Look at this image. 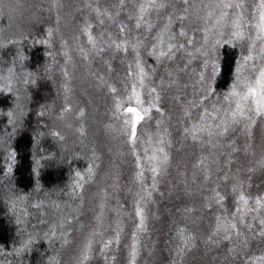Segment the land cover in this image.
Segmentation results:
<instances>
[{
  "label": "trees",
  "instance_id": "16d2710c",
  "mask_svg": "<svg viewBox=\"0 0 264 264\" xmlns=\"http://www.w3.org/2000/svg\"><path fill=\"white\" fill-rule=\"evenodd\" d=\"M262 72L264 0H0V264H264Z\"/></svg>",
  "mask_w": 264,
  "mask_h": 264
},
{
  "label": "snow or ice",
  "instance_id": "6c2138e0",
  "mask_svg": "<svg viewBox=\"0 0 264 264\" xmlns=\"http://www.w3.org/2000/svg\"><path fill=\"white\" fill-rule=\"evenodd\" d=\"M262 76H264V72H262ZM250 95L254 94V90H250ZM129 111H135L134 109H130ZM140 117H137V120H139Z\"/></svg>",
  "mask_w": 264,
  "mask_h": 264
}]
</instances>
